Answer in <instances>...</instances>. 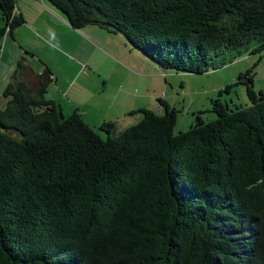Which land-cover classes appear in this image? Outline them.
<instances>
[{"label": "trees", "instance_id": "1", "mask_svg": "<svg viewBox=\"0 0 264 264\" xmlns=\"http://www.w3.org/2000/svg\"><path fill=\"white\" fill-rule=\"evenodd\" d=\"M75 29L122 34L173 70L205 74L264 51V0H47ZM0 41L23 25L0 0ZM1 50V45H0ZM249 107L212 100L175 134L176 108L103 139L36 91L19 62L0 107V264H264V92ZM47 74L49 72L47 71ZM222 92L219 94L221 96ZM219 96V97H220Z\"/></svg>", "mask_w": 264, "mask_h": 264}, {"label": "crops", "instance_id": "2", "mask_svg": "<svg viewBox=\"0 0 264 264\" xmlns=\"http://www.w3.org/2000/svg\"><path fill=\"white\" fill-rule=\"evenodd\" d=\"M14 14L24 23L0 41V107L7 104L4 91L18 63L23 62L31 90H37L44 76L48 82L44 98L60 107L65 116L78 111L95 130L113 122L119 134L128 128L127 116L132 112H165L159 103L161 89L148 82L157 73L133 71V50L122 34L95 25L75 29L47 0H15ZM3 25L0 10V27ZM169 100L163 101L171 106ZM137 115L136 123L142 119Z\"/></svg>", "mask_w": 264, "mask_h": 264}, {"label": "rangeland", "instance_id": "3", "mask_svg": "<svg viewBox=\"0 0 264 264\" xmlns=\"http://www.w3.org/2000/svg\"><path fill=\"white\" fill-rule=\"evenodd\" d=\"M142 56L141 53L133 50L131 56L134 64L133 71L143 75L150 74V72L157 73L158 76L149 78L148 82L161 89L162 100L166 101L169 98L168 103L178 111L175 134L189 131L196 123V116L198 115L205 122L214 121L217 118L213 112L212 100L214 99L219 98L223 103L228 102L232 109L235 106L249 107L250 102L246 87L243 84L234 86L229 92H226L225 89L236 84L239 81L240 74L245 73L253 66H255V90L264 92V51L256 54L248 53L224 68L210 70L205 74H191L173 70L163 71L153 61L144 59L145 57ZM231 100L234 101V105L231 104ZM138 116L140 115H128L127 127L135 125L132 123H136ZM96 131L103 139H108L105 133L99 130Z\"/></svg>", "mask_w": 264, "mask_h": 264}]
</instances>
